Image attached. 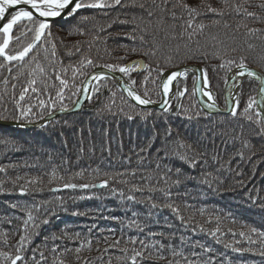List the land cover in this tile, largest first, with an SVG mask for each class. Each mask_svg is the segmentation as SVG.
<instances>
[{"label":"trees","instance_id":"obj_1","mask_svg":"<svg viewBox=\"0 0 264 264\" xmlns=\"http://www.w3.org/2000/svg\"><path fill=\"white\" fill-rule=\"evenodd\" d=\"M135 2L136 7L83 9L71 20H55L51 36L38 42L23 62L0 57L4 65L0 67V117L32 123L47 115L53 102L59 109L57 92L63 86L58 74L68 82L63 103L71 106L85 78L81 73L94 68L81 66L85 57L96 66L143 59L147 67L142 72H134L135 64L122 75L140 94L147 91L153 101L160 100L161 71L199 64L207 69L213 95L223 105L227 69L213 70L221 62L213 58L216 52L237 63L244 55L249 66L264 74V8L259 7L264 0ZM185 3L201 13L192 28H187L190 15L181 6ZM207 5L222 9L223 15L207 12ZM231 5H239L240 11ZM80 16L90 17L81 25L85 34H70ZM20 31L16 28L14 37ZM190 33H194L191 39ZM32 36L28 32L14 39L9 54L22 50ZM153 50L156 55L144 54ZM168 55L171 62L165 59ZM192 83L191 73L176 80V95L167 114L131 103L107 78L94 83L99 92H92L80 112L58 116L41 128L0 126V138L15 141V147L0 145V253L15 256L22 247L23 260L17 264H132L137 251L143 253L137 264H188L190 260L264 264L259 254L264 251L260 235L264 232V136L256 135L257 125L243 116L205 113L195 100ZM255 85L251 79L243 82L241 111L249 96L255 95ZM185 88V95L179 96ZM17 105L31 110L26 120L14 119L19 114ZM141 112L151 115L142 119ZM249 115L255 121V109ZM169 128L172 136L166 141ZM177 142L191 145L200 154L195 167L175 153ZM166 143L167 155L158 153ZM103 180L109 181L107 187H64L66 183L100 185ZM29 211L35 219L25 228ZM45 219L47 224L42 223ZM33 222L39 227L34 229ZM21 235L29 237L23 246ZM0 264L10 261L0 256Z\"/></svg>","mask_w":264,"mask_h":264},{"label":"snow or ice","instance_id":"obj_2","mask_svg":"<svg viewBox=\"0 0 264 264\" xmlns=\"http://www.w3.org/2000/svg\"><path fill=\"white\" fill-rule=\"evenodd\" d=\"M226 2V0H225ZM125 6V7H136L135 0H130L129 4H124V0H0V57L3 58L4 61L7 62H23L26 57L29 56V54L32 52V50L36 47L37 43L40 42L45 36H51V20L50 18H63L65 20H71L75 18L80 10L83 9H103V8H110L114 6ZM184 9H186L190 15V19L186 22L187 28L193 27V21L196 18V16L201 15V13L198 11V8L192 7L188 4H182L181 5ZM140 8H144L143 4L139 5ZM230 7H234L237 12L240 11L239 5H231ZM259 7L264 8V4L259 5ZM206 10L209 13L217 14V15H223L222 9L213 8L211 5L206 6ZM7 14V15H6ZM149 16L152 15L151 12L148 13ZM246 15L249 17H255V13L253 12H246ZM90 19L89 16H80L79 19L76 21L74 25L71 26L69 29L70 34L78 33L80 35H84L85 31L81 25L86 23ZM257 19H259L257 17ZM6 21V22H4ZM26 22V23H25ZM127 21H121V23H126ZM218 23V21H217ZM22 26V27H21ZM110 27V25H109ZM200 29L204 28L203 24L198 25ZM16 28H21L20 36L26 35L28 32L33 33L32 40L30 43H28L26 46L22 48V50L15 51L14 54H9L10 52V45L13 43L14 39L18 40L20 36L13 35L14 30ZM105 29H100V31H104ZM260 29H249V32H258ZM194 33L189 34V39H191V36ZM130 38L135 39L134 36H131ZM141 39H143L141 37ZM79 43V42H78ZM251 47V45L249 46ZM80 48H76V52H79ZM177 51H179V48H177ZM231 51L235 52L236 49L233 48ZM145 55H156V51L153 50L151 52L144 53ZM53 55L55 53L53 52ZM190 58H195L194 55H192ZM203 58H207V55L205 54ZM213 58L219 59L221 62L219 65H213V70L216 71L217 69H227L224 81L226 85V101L231 105L229 108L230 114L233 117L236 116H243L245 117L250 123H255L257 125L256 135L258 136H264V75L257 72L255 69L249 67V64L247 63V57L244 55H241L239 57V63L236 62L234 59H224V56L220 52L213 53ZM122 59V58H121ZM165 59L168 62H171L172 56L168 55L165 57ZM81 66L88 65V66H96L94 65V62L91 58L85 57L81 60ZM136 64L138 67H147L144 65H140L139 62H132ZM235 65V68H231L229 66ZM0 67H4L3 64H0ZM100 67L106 68L112 72L118 71L122 74H129L130 71H132V64H126V65H117V64H105ZM80 69H77L79 71ZM43 71V69H41ZM187 72V69L184 71L179 72H171L167 75V78L162 80V92L165 96H167L170 92V85L173 84V82L176 80L177 77L184 76ZM227 72H231V76L227 74ZM199 75L195 76L194 79L196 81L200 82V85L198 87V90L200 92V95L203 97H206L207 101L209 103L205 104V107L207 109H214L216 108L215 103V97L213 93L211 92V89L209 87L210 80L207 75V69H200ZM88 78L87 73H81ZM161 75H163V72L161 71ZM60 84L63 86L60 91L57 92V97L59 98V101L61 103V107L59 108V111L61 112H67L69 111V108L66 104L63 103L65 96H64V89L67 88L68 82L64 79H61L59 74L56 77ZM108 78L106 73H94L91 75L90 80H95L97 82L106 80ZM244 78H254L258 82V91L255 95L249 96L245 106L243 107V110H240V104H241V98L243 96V80ZM148 77H145V81H147ZM231 80V86H228V82ZM31 84L35 85L36 81L32 80L30 81ZM132 84H135V81H132ZM99 85H97L95 88L91 89L92 92L98 93L99 92ZM240 88V92H236V89ZM28 89L25 88V92ZM32 91L35 92L37 89L35 87L32 88ZM88 92L89 88L87 87H77V92ZM124 91L127 92L128 97H130L132 100L136 102V105H149L153 103V101L148 97V92L145 91L143 95L139 94L137 91H135L131 86L128 88H125ZM187 89L185 88L183 91H180L178 93L179 96H184ZM235 93V95H233ZM114 95V93H113ZM24 93H21V99H23ZM87 99H91V96H87ZM41 106L44 105V101H40ZM169 102L167 100L164 101V104L161 105L163 114H167L169 112ZM78 106V102H77ZM17 108L19 110V114L14 117L15 120H26L29 115L31 114L30 109H20L19 105H17ZM56 108L55 102H53L49 108V111L47 115L49 117H52L54 115V110ZM255 109V116L256 119L253 121V117L249 115V112L251 110ZM142 119H147L151 113L149 112H141L140 113ZM199 115V114H197ZM129 119H132V116L128 117ZM189 119L192 117L189 116ZM8 117L3 116L0 117V120H6ZM43 119V118H42ZM41 126H47V124H43ZM241 135L243 133L241 132ZM172 136L171 128L166 130L165 133V140L167 141ZM0 145H4L5 147H15V141L8 137L0 138ZM244 146L248 147V142L244 141ZM149 147H151V142L149 143ZM168 144H165V147L163 149H158L157 152L164 151L165 155H167L168 150ZM144 149H141L143 151ZM180 150H185L183 153H181ZM188 152H192L193 155H188ZM175 153L179 155V158L182 161L187 162L190 166L195 167L198 163L197 156L200 155L198 153H195L191 145H187L183 142H177L176 144V150ZM239 155L242 157L243 153H239ZM159 167V165H157ZM180 175V170H177V176ZM165 180H167V177H165ZM109 181L103 180L100 185H94V184H81L77 186L76 184L66 183L64 185L65 188H76L80 187L83 189L88 188H95V187H107ZM174 183L178 184L180 183L179 180L174 181ZM133 191H143L140 188H134ZM149 191H153V189H149ZM161 191H164L163 189ZM24 192V189L21 188V193ZM129 200H134V196H129ZM13 208L17 207L16 205H12ZM38 207V206H37ZM152 207H157L156 204H152ZM169 208H173L171 204L167 205ZM173 211H179L176 208H173ZM79 214V213H76ZM34 217L32 215V212H28V219L24 221L25 228H27V225L29 224V221H34ZM42 223L47 224L48 220L45 219L42 221ZM132 223H135V221H132ZM32 227L35 229L39 227V225L35 224L33 222ZM252 232H256L257 230L253 228L251 230ZM241 236L244 235V233H240ZM260 235L264 236V232L260 233ZM29 239L26 235H21L20 237V243L21 246H23V243ZM133 243L135 241L133 240ZM141 244H143V241H141ZM147 247V246H145ZM239 251V249H237ZM77 253L80 251V248L76 249ZM123 251H127V249H124ZM206 251H208L206 249ZM22 247H18L16 249V255L13 256L11 253H0V256H3L7 261H10V264H17L18 261L23 260V256L21 255ZM176 255V253H173ZM262 257H264V251H260L259 253ZM143 253L140 251L135 252V254L131 257L132 264H137V258L142 257ZM197 255L196 253H193V256ZM41 256L43 254L41 253ZM39 264V262H37ZM60 264H63V261L60 262ZM110 264V262H109ZM188 264H196L195 261H188ZM204 264H210V262H204Z\"/></svg>","mask_w":264,"mask_h":264},{"label":"water","instance_id":"obj_3","mask_svg":"<svg viewBox=\"0 0 264 264\" xmlns=\"http://www.w3.org/2000/svg\"><path fill=\"white\" fill-rule=\"evenodd\" d=\"M7 15V14H6ZM58 19H62V18H50L51 22L58 20ZM6 22V21H4ZM2 26V25H0ZM132 62H139L140 65H144V61L142 59H135L132 60L130 62H128L127 64H132L135 65ZM253 69H255L257 72L261 73L263 75V73L254 66H249ZM235 67H233L234 69ZM185 69H187L186 73H191L193 75V93H194V97L195 100L197 102V104L199 105V107L207 114H230L229 108L231 107V105L229 103H227L226 101V85L224 84V88H223V105H221L216 99H215V103H216V108L214 109H207L205 107L206 103H209V101H207L206 97H203L200 95V92L198 90V87L201 86L199 81H196L194 79L195 76L199 75V70L203 69L201 65L199 64H185L179 67H175V68H171V69H166L165 71H163V75H160V80H159V90H160V100L159 101H153V103L149 104V105H137L141 108H154V109H158V110H162L161 105L164 104V101L167 100L169 102L168 106H170L171 102L174 100L175 95H176V80L179 78L177 77L176 80L173 82L172 85H170V92L167 96H165L162 92V80L167 78V75L170 74L171 72H179V71H184ZM144 70V67H138L136 66L135 68V72H142ZM106 73L108 76V79L112 80L115 84V86L120 90V92L132 103H134L136 105V102L134 100H132L130 97H128L127 92L124 91L125 88L128 87H132V85L124 78V76L122 75V73H119L118 71L116 72H112L106 68L97 66L94 67L89 73H88V78H84V80L82 81L80 87H87L89 88L88 92H78V95L76 97V99L73 101L72 105L69 108V111L67 112H61L59 111V109L54 111V115L52 117H49L48 115L44 116L43 119L36 121V122H32V123H26V122H16V121H8V120H0V126H6V127H18V128H39V127H43L41 125L43 124H48L50 121H52L54 118L58 117V116H62V115H66V114H70V113H76V112H80L82 110L83 105L89 100L86 97L87 96H91L92 91L91 89H93V85L96 82L95 80H90V77L92 74L94 73ZM229 76H231V72L227 73ZM181 77V76H180ZM248 79V78H244L243 82ZM255 80L254 78H250ZM257 82V81H256ZM231 80H229L228 82V86H231ZM210 87V85H209ZM133 88V87H132ZM135 91H137L135 88H133ZM211 89V87H210ZM239 88L236 89V92H238ZM258 91V82H257V88H256V92ZM138 92V91H137ZM212 92V90H211ZM139 93V92H138ZM213 93V92H212ZM140 94V93H139ZM142 95V94H141ZM233 95H235V93H233ZM77 102H78V106H77Z\"/></svg>","mask_w":264,"mask_h":264},{"label":"rangeland","instance_id":"obj_4","mask_svg":"<svg viewBox=\"0 0 264 264\" xmlns=\"http://www.w3.org/2000/svg\"><path fill=\"white\" fill-rule=\"evenodd\" d=\"M62 19H63V18H62ZM51 23H52V22H51ZM136 59H141V58H136ZM133 60H135V59H133ZM142 60H143V59H142ZM143 61H144V60H143ZM144 64H145V61H144ZM100 66H101V65H100ZM136 66H137V65H136ZM96 67H97V66H96ZM254 67H256V66H254ZM92 69H93V68H92ZM258 69H259V68H258ZM259 70H260V69H259ZM90 71H91V70H90ZM90 71H89V72H90ZM164 71H165V70H164ZM89 72H88V73H89ZM134 72H135V71H134ZM88 73H87V74H88ZM227 73H228V72H227ZM160 75H161V74H160ZM263 75H264V74H263ZM85 77H86V76H85ZM248 79H250V78H248ZM248 79H246V80H248ZM83 80H84V79H83ZM83 80H82V81H83ZM159 80H160V77H159ZM246 80H245V81H246ZM251 80H253V79H251ZM193 81H194V80H193ZM254 81L256 82V80H254ZM81 83H82V82H81ZM224 84H225V81H224ZM80 85H81V84H80ZM255 86H256V87H255V94H256L257 82H256V85H255ZM223 88H224V85H223ZM192 89H193V83H192ZM193 94H194V93H193ZM77 95H78V94H77ZM222 101H223V92H222ZM130 102H131V101H130ZM131 103H132V102H131ZM133 104H134V103H133ZM69 107H70V106H69ZM56 110H57V109H56ZM54 111H55V110H54ZM70 114H71V113H70ZM66 115H67V114H66ZM45 116H46V115H45ZM42 118H43V117H42ZM42 118H41V119H42ZM41 119H39V120H41ZM54 119H55V118H54ZM39 120H38V121H39ZM35 122H36V121H35ZM50 122H51V121H50ZM50 122H49V123H50ZM43 127H44V126H43ZM15 128H17V127H15ZM39 128H41V127H39ZM26 129H30V128H26Z\"/></svg>","mask_w":264,"mask_h":264}]
</instances>
